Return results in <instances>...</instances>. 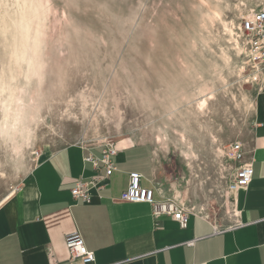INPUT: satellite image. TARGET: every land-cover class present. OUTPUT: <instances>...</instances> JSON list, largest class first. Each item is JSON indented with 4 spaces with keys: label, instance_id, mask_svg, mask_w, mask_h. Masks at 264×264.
<instances>
[{
    "label": "rangeland",
    "instance_id": "1",
    "mask_svg": "<svg viewBox=\"0 0 264 264\" xmlns=\"http://www.w3.org/2000/svg\"><path fill=\"white\" fill-rule=\"evenodd\" d=\"M261 5L264 0H50L40 79L30 85L42 120L19 174L11 144L0 143L2 184H17L63 146L123 140L148 150L156 191L230 226L228 183L236 163L225 147L249 141L255 97L264 89L240 23ZM8 64L9 52L0 48V69L7 72Z\"/></svg>",
    "mask_w": 264,
    "mask_h": 264
},
{
    "label": "crops",
    "instance_id": "2",
    "mask_svg": "<svg viewBox=\"0 0 264 264\" xmlns=\"http://www.w3.org/2000/svg\"><path fill=\"white\" fill-rule=\"evenodd\" d=\"M114 170L106 175L99 163L84 161L100 147L69 144L37 161L17 182L0 181V264H84L71 258L66 233L78 231L93 251L91 264H264V89L254 101V126L246 148L250 183L230 192L234 222L219 227L186 210V225L170 215L155 216L145 202L121 200L128 175H142L153 188L154 165L146 147L113 140ZM86 183L88 202L74 199L71 188ZM90 181H93L90 183Z\"/></svg>",
    "mask_w": 264,
    "mask_h": 264
},
{
    "label": "clouds",
    "instance_id": "3",
    "mask_svg": "<svg viewBox=\"0 0 264 264\" xmlns=\"http://www.w3.org/2000/svg\"><path fill=\"white\" fill-rule=\"evenodd\" d=\"M52 14L50 0H0V48L9 52L8 71L0 69V143L12 145L17 174L24 168V148L42 120V105L37 104L30 85L40 79L37 61L46 47ZM22 65L27 66L26 72Z\"/></svg>",
    "mask_w": 264,
    "mask_h": 264
},
{
    "label": "built area",
    "instance_id": "4",
    "mask_svg": "<svg viewBox=\"0 0 264 264\" xmlns=\"http://www.w3.org/2000/svg\"><path fill=\"white\" fill-rule=\"evenodd\" d=\"M240 29L245 36L246 44L250 51L251 62L263 73L261 80L264 85V5H261L249 15L243 17ZM115 153L116 149L114 145L105 143L101 146V155L99 157L91 152H87L83 160L91 162L94 168H98L99 163H101L105 174L109 175L115 168L112 160ZM245 155V145L239 140L231 141L225 147L226 158L236 163L232 179L228 183V188L232 193L246 187L252 179V163L245 160ZM141 178L142 175L139 172L132 171L129 173L127 186L121 194V200L135 203H149L155 216L161 214L170 215L172 219L178 221L180 226L184 227L188 212L171 199H156L154 189L142 186ZM92 182L90 181V183ZM71 194L74 199L81 198L83 201L88 202L86 183L84 182L77 181L71 188ZM64 242L71 258H78L84 264L94 262L93 251L86 247L78 231L66 233Z\"/></svg>",
    "mask_w": 264,
    "mask_h": 264
},
{
    "label": "bare ground",
    "instance_id": "5",
    "mask_svg": "<svg viewBox=\"0 0 264 264\" xmlns=\"http://www.w3.org/2000/svg\"><path fill=\"white\" fill-rule=\"evenodd\" d=\"M22 66H23V65H22ZM23 71H25V68L23 69ZM25 72H26V71H25ZM21 83H23V82H21ZM32 138H34V135H33V136L30 138V141H31V139H32ZM30 143H31V142H29V144H28V145H30ZM10 146H12V145H10ZM228 192H231V191H230V190H228ZM231 194H232V193H231Z\"/></svg>",
    "mask_w": 264,
    "mask_h": 264
}]
</instances>
